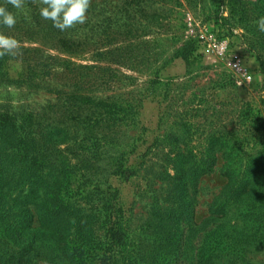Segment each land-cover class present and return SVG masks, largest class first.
Masks as SVG:
<instances>
[{
	"label": "rangeland",
	"instance_id": "obj_1",
	"mask_svg": "<svg viewBox=\"0 0 264 264\" xmlns=\"http://www.w3.org/2000/svg\"><path fill=\"white\" fill-rule=\"evenodd\" d=\"M87 15L92 40L79 52L15 28L5 33L21 41L22 55L0 59V113L59 108L63 101L39 87L47 84L85 88L117 108L99 126L111 143L50 149L48 168L14 189L25 207L0 215V264H189L207 231L219 255L233 250L236 264H264V249L256 250L264 243V193L226 199L219 175L225 164L241 168L264 140V33L255 24L264 0H92ZM111 20L118 25L106 26ZM185 47L193 48L189 59L179 53ZM116 147L129 151L119 173L107 166ZM222 149L233 152L223 157ZM211 163L217 172L202 176L194 193L190 173ZM93 165L97 174L84 177ZM79 181L92 185L76 193ZM78 204L99 214L88 217ZM215 204L225 206L215 211L224 212L232 239L213 236L222 225L211 216ZM73 211L86 221L79 231ZM31 215L37 222L27 221ZM243 242L256 250L252 260L241 254Z\"/></svg>",
	"mask_w": 264,
	"mask_h": 264
},
{
	"label": "trees",
	"instance_id": "obj_2",
	"mask_svg": "<svg viewBox=\"0 0 264 264\" xmlns=\"http://www.w3.org/2000/svg\"><path fill=\"white\" fill-rule=\"evenodd\" d=\"M0 5L6 6L10 11H16L11 5H6L5 0H0ZM114 6L117 8L118 3H114ZM26 7L30 10L29 15L31 20H26L23 16H20L17 19V24L14 27L15 29L4 27L2 32L6 33L8 31L9 33L14 29L13 32L25 35L33 41H36L34 39L38 38L39 42H44V40L47 42L43 44L49 43L50 46L73 52L83 51L89 47L92 37L89 35L87 28L88 19L87 23L84 25H78L76 28L67 31H60L53 27L50 20L41 19L39 15V4L27 2ZM87 17L89 16L87 15ZM117 22L118 21L111 20V22L106 23V26L115 27L118 25ZM36 34L38 36L41 35V37H37ZM100 36L101 35H98V37ZM129 40L128 35L125 39H122V41L125 42ZM191 49L193 50L192 47H185L183 49L184 51L181 50L179 53L186 59H189L192 53L188 52ZM114 50L119 51L120 49L119 47H115L109 49L107 53L114 52ZM39 87L43 88V93L50 95V97L62 100V105H60L59 108H57L58 105H55L57 110L51 105V108L45 111V113L39 111L28 112L26 110L25 114L10 112L0 113V215L3 214V217L5 213L13 211L15 207H25V201H21L23 203V205H21L20 202L14 199L13 191L19 186H25L29 178L38 177L43 169L48 168L47 164L52 160L48 159L46 155L48 150L57 149L59 151L62 145H69L72 141H88L91 144L112 142V136L107 132L99 133L100 124L104 121L106 123L115 116V108L117 107L112 101H109L108 98L96 97L82 87L70 89L61 86V88H59L51 84ZM122 111L128 113L133 111V109L131 106L128 108L123 107ZM41 118L44 119V123ZM257 145L260 147H258L254 153H250L246 158L247 160H243L241 168L235 169L225 164L219 171V175L226 178L224 185L226 199L240 200L248 193L250 194L248 197L252 195V199H254L255 192L259 191L260 193H264V140L257 142ZM117 148L118 147L112 149L115 154L111 156L112 159L107 163L109 170H112L113 173L125 171V154L129 152L127 149L124 152ZM98 150L99 149L94 148L93 151L96 153ZM222 152V156L225 157L233 151L231 149H225ZM215 158L217 159L218 156ZM213 161L215 162V160ZM93 166L94 167L91 168L82 167L83 169L86 168L88 173L87 175L83 174L84 177L95 176L97 174V169H95L96 165ZM201 166L199 167V172L190 173L191 179L188 178V180L191 181V186L194 188V193L199 189L198 186L202 176L217 172L214 163ZM65 172L66 171L61 170V173ZM181 172L182 170L178 167L175 175L180 177ZM70 183L71 181H68V185ZM74 184L78 191L76 193L92 185L91 183L87 185L81 181L75 182L73 185ZM62 186L64 187V185H61L60 188ZM72 198L73 197L68 198L70 204L72 203ZM78 205L80 208L84 209V214L91 212L88 214V217H95L99 214L95 206H92L88 212L87 209L81 207L80 204ZM224 207H219L218 204H215L212 209L211 216L220 217V222L218 223L223 225H219L221 232L215 231L213 236L222 233L224 236L232 239V226L229 225L230 222L224 223V221L221 220V217L224 216V212L215 211L218 210V208L220 210ZM73 209L79 208L74 206ZM79 215V213L74 211L69 215L74 216L72 224L78 231L85 227L84 224L86 222L79 218ZM38 218V216L35 218V215H31L27 217V221H30V223L34 221L37 222ZM115 223L116 221H113L112 226L107 229L109 233L112 232V230L114 231ZM54 225H56V223H54ZM214 241L215 238L208 234V231L204 233L202 235L203 243L198 246V252L194 253V251H192V256L193 254L198 255L197 261L189 264H236V261H231L230 258L239 256H237L233 250H228L219 255L218 253H221V249L218 247L217 243H213ZM242 244H244V246L240 248L241 254L245 255L250 260L254 258L256 250L264 249L263 242L256 246V250H251L253 246L247 242H243ZM246 264L251 263L248 262Z\"/></svg>",
	"mask_w": 264,
	"mask_h": 264
},
{
	"label": "clouds",
	"instance_id": "obj_3",
	"mask_svg": "<svg viewBox=\"0 0 264 264\" xmlns=\"http://www.w3.org/2000/svg\"><path fill=\"white\" fill-rule=\"evenodd\" d=\"M26 2L27 0H5L6 5H11L16 11H10L6 6L0 5V26L12 29L20 16L30 21V10L26 7ZM31 2L40 5L41 19L50 20L53 27L60 31H67L87 23V13L92 0H31ZM255 24L258 31L264 33V16L259 17ZM21 49V41L0 31V59L5 56L12 58L20 56Z\"/></svg>",
	"mask_w": 264,
	"mask_h": 264
}]
</instances>
